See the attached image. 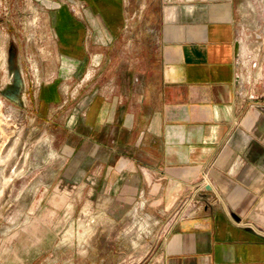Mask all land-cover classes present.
<instances>
[{
  "label": "rangeland",
  "instance_id": "obj_1",
  "mask_svg": "<svg viewBox=\"0 0 264 264\" xmlns=\"http://www.w3.org/2000/svg\"><path fill=\"white\" fill-rule=\"evenodd\" d=\"M172 4L0 0V264H159L171 217L103 193V155L83 116L94 92L134 69V49L153 48ZM239 11L240 91L264 110V0ZM195 201H183L189 212Z\"/></svg>",
  "mask_w": 264,
  "mask_h": 264
},
{
  "label": "crops",
  "instance_id": "obj_2",
  "mask_svg": "<svg viewBox=\"0 0 264 264\" xmlns=\"http://www.w3.org/2000/svg\"><path fill=\"white\" fill-rule=\"evenodd\" d=\"M171 1L153 48L134 49V69L94 92L83 116L103 193L171 217L159 264H264V110L239 86L244 0ZM195 199L185 217L178 203Z\"/></svg>",
  "mask_w": 264,
  "mask_h": 264
},
{
  "label": "built area",
  "instance_id": "obj_3",
  "mask_svg": "<svg viewBox=\"0 0 264 264\" xmlns=\"http://www.w3.org/2000/svg\"><path fill=\"white\" fill-rule=\"evenodd\" d=\"M200 189H201L200 191H203L204 186L202 185V188H200ZM197 191H198V187H197ZM183 204H185V202H183L182 205H183ZM184 212H185V211H184ZM193 214H194V210H192L191 212H189V211H188V212H185V215H184V216H185V217H190V216H192Z\"/></svg>",
  "mask_w": 264,
  "mask_h": 264
},
{
  "label": "bare ground",
  "instance_id": "obj_4",
  "mask_svg": "<svg viewBox=\"0 0 264 264\" xmlns=\"http://www.w3.org/2000/svg\"><path fill=\"white\" fill-rule=\"evenodd\" d=\"M246 14V13H245ZM249 17V16H248ZM7 185V184H6ZM95 219V218H94ZM94 219H92V220H94ZM80 221V220H79ZM82 223V222H81ZM72 225V224H71ZM87 226V225H86ZM86 226H84V227H86ZM72 228V227H71ZM75 228V227H74ZM82 229H84V228H82ZM91 229V228H90ZM81 230V229H80ZM89 230V229H88ZM74 231V230H73ZM70 232V231H69ZM83 232V231H82ZM81 232V233H82ZM74 233H76L75 231H74ZM74 233H73V235H74ZM86 234H87V232H85ZM85 233H83V234H85ZM86 236V235H85ZM74 237V236H73ZM80 237V236H79ZM70 238V237H69ZM81 239V238H80ZM80 239H79V241H80ZM87 239H88V237H87ZM85 240V239H84ZM74 241V240H73ZM83 241V240H82ZM66 243V242H65ZM64 244V243H63Z\"/></svg>",
  "mask_w": 264,
  "mask_h": 264
}]
</instances>
